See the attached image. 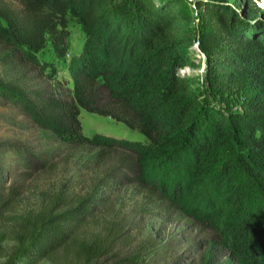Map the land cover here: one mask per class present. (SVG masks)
Returning a JSON list of instances; mask_svg holds the SVG:
<instances>
[{"label":"trees","instance_id":"obj_1","mask_svg":"<svg viewBox=\"0 0 264 264\" xmlns=\"http://www.w3.org/2000/svg\"><path fill=\"white\" fill-rule=\"evenodd\" d=\"M259 1L194 0V9L188 0H17L20 7L0 0L5 48L0 64L11 69L35 65L31 51L47 43L59 56L67 55L69 9L87 33L69 60L72 87L56 79L32 88L0 79V98L65 143L98 149L97 160L113 159L116 149L128 154L76 202L20 214L11 229L0 226V249L7 239L16 243L5 264H35L49 256L70 240L74 225L103 204L109 190L130 184L163 201L190 207L200 202L204 210H214L210 221L217 234L201 264H264V8ZM197 54L205 56L206 88L180 73L195 65ZM39 76L52 78L45 72ZM81 109L110 116L145 141L87 136ZM10 168L0 158V219L20 197L3 177ZM235 208H246L249 219L239 235L230 226Z\"/></svg>","mask_w":264,"mask_h":264},{"label":"rangeland","instance_id":"obj_2","mask_svg":"<svg viewBox=\"0 0 264 264\" xmlns=\"http://www.w3.org/2000/svg\"><path fill=\"white\" fill-rule=\"evenodd\" d=\"M7 2L20 7L17 0ZM259 6L264 8V0L259 1ZM67 19L70 38L66 56H59L47 43L42 50L31 51L35 65L26 70L0 64V79L25 88L50 85L54 79L72 87L69 60L80 52L87 33L70 9ZM1 23L4 25L5 21ZM4 50L0 43V56ZM194 60V66L181 68L180 73L196 77L206 88L205 56L194 55ZM44 72L52 78L40 77ZM80 118L87 136L103 133L145 141L139 131L110 116L81 109ZM97 151L65 143L54 132L38 127L20 107L0 98V158L9 161L11 167L9 172H3V177L20 190L17 204L0 219L2 229H11L14 218L20 214L76 202L88 194L96 178L116 165L120 157L128 156L116 149L113 159L100 161ZM204 209L200 202L190 207L160 200L137 184L109 190L103 204L74 225L73 235L65 245L38 258L35 264H201L203 253L217 234L210 221L214 210ZM229 215L236 235L244 233L249 220L246 208H235ZM15 244L11 239L1 243L0 264L6 263ZM220 251L218 255L224 260L226 255Z\"/></svg>","mask_w":264,"mask_h":264},{"label":"built area","instance_id":"obj_3","mask_svg":"<svg viewBox=\"0 0 264 264\" xmlns=\"http://www.w3.org/2000/svg\"><path fill=\"white\" fill-rule=\"evenodd\" d=\"M188 1L190 2L191 6L195 9L196 7H195V4H194V0H188Z\"/></svg>","mask_w":264,"mask_h":264}]
</instances>
